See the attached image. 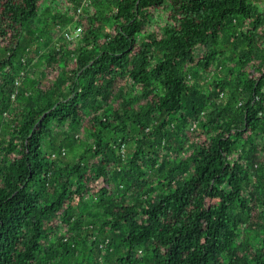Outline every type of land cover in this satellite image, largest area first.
<instances>
[{"label":"trees","instance_id":"trees-1","mask_svg":"<svg viewBox=\"0 0 264 264\" xmlns=\"http://www.w3.org/2000/svg\"><path fill=\"white\" fill-rule=\"evenodd\" d=\"M48 1L0 0V264H264V0H93L36 78Z\"/></svg>","mask_w":264,"mask_h":264},{"label":"rangeland","instance_id":"rangeland-1","mask_svg":"<svg viewBox=\"0 0 264 264\" xmlns=\"http://www.w3.org/2000/svg\"><path fill=\"white\" fill-rule=\"evenodd\" d=\"M68 1L69 0H67L65 3H62L59 0L48 1L47 6L43 9L42 12H40L39 17L36 18L34 21L38 27H40L41 29H44V32L42 33V31H40V29H37V31L35 33L37 35L39 34L40 37H42L41 38L42 43L40 44V48H39L40 55L37 56V58L29 65V67L27 69V73L32 77L40 78L43 76L44 68H45V60H46V56L44 54H45V52H47L48 50H50L52 48L53 44H55V41L57 39L58 34L60 33V32H57V27H58L59 21L55 22V17H57L56 14L61 13V15H62L61 19L65 20L66 16L69 17L72 14L75 16L74 12H76L75 8L77 6L79 8L80 6L83 5L84 9H86L88 7L89 3L93 0H81V1L80 0L79 1L73 0L74 2H72V3H71V1H69V2ZM76 3H78V5H76ZM46 14H48V16L51 20V25L49 27L47 26V28H45V24H44L45 20H43L45 18ZM165 18H166V11L165 10H159V11H157V13L155 15L154 20H155V23H159V22H162L163 20H165ZM65 23H67L66 20H65ZM233 62H234L233 54L229 53L227 58L225 59L224 63L232 64ZM213 78H214V75L209 74V75H206L205 77L201 78L200 82L206 89H209ZM228 94H229V89H227L225 94L222 96L223 101L228 98ZM6 134L7 133L5 132V129L0 128V137L4 136ZM82 136H83V138H86L85 133H83ZM260 139H259V141H260ZM78 149L79 148H77V150ZM134 150H135L134 141L129 140L128 142H126V149L124 152L125 153L124 157L127 158V156L132 155ZM76 151L72 152L70 150H67V154L64 155V157L62 159H64L65 161H75L77 158L76 153H75ZM88 246H91L90 243ZM79 248H81L82 250L84 249V247L81 245H79ZM103 253L104 252H102V251H100V253H99V251H95L94 253H90L89 250L87 249V253L84 254L85 255L84 258H86L87 260L83 264H89L88 258L91 260L90 264L97 262V258L99 261H101V263H103L102 262L103 259L100 258L101 254L104 255ZM89 256H91V257H89ZM81 257H82V253H81ZM76 260L77 259L73 258V261H76Z\"/></svg>","mask_w":264,"mask_h":264},{"label":"built area","instance_id":"built-area-1","mask_svg":"<svg viewBox=\"0 0 264 264\" xmlns=\"http://www.w3.org/2000/svg\"><path fill=\"white\" fill-rule=\"evenodd\" d=\"M84 11V6H80L79 8H77L76 13H75V20L66 28H64L57 36V39L55 41L56 45H60V42H68V43H72V42H77L79 41V39L81 38V34H82V25L78 23L77 19L82 15ZM16 85H20L21 83V78H17L16 79ZM15 93H13L12 97L15 98ZM126 146L125 144H122V151L125 152ZM66 154V149L62 150V155ZM53 156H57V154H53ZM67 239V238H66ZM108 244V239L105 242H101L100 246L104 247L105 245Z\"/></svg>","mask_w":264,"mask_h":264}]
</instances>
